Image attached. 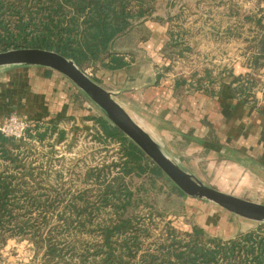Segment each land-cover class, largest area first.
<instances>
[{
    "label": "trees",
    "instance_id": "obj_1",
    "mask_svg": "<svg viewBox=\"0 0 264 264\" xmlns=\"http://www.w3.org/2000/svg\"><path fill=\"white\" fill-rule=\"evenodd\" d=\"M153 3L0 0V53L41 49L72 59L84 72L97 64L108 70L123 69L129 64L113 53L112 46L135 23L153 15ZM240 13V9H230L233 17ZM248 22L256 29L252 30L250 72L234 77L232 91L235 99L256 107V93L264 86V18L258 13L244 15L243 23ZM170 36L174 42L175 34ZM205 76L197 85L202 91V80L213 83L210 73ZM187 83L179 77L176 89ZM85 120L95 124L103 144L119 145L117 163L92 167L86 173V179L94 180L100 188L98 196L87 190L66 200L68 196H52L46 185L34 183L40 169L27 162L31 146L26 142L30 138L43 143L47 136L58 133L61 143L65 132L58 126L64 120L32 123L24 139L0 132V251L16 239L34 245L37 253H42L44 264H264V224L228 240L210 237L200 228L193 233L180 232L167 224L160 237L148 244L153 237L154 217L140 210L149 206L145 203L148 195L141 192L143 186L134 188L133 178H145L146 183L153 184L154 177L163 172L105 116ZM114 171L116 174L111 175ZM175 191L185 196L177 187ZM63 204L62 209L57 207Z\"/></svg>",
    "mask_w": 264,
    "mask_h": 264
},
{
    "label": "rangeland",
    "instance_id": "obj_2",
    "mask_svg": "<svg viewBox=\"0 0 264 264\" xmlns=\"http://www.w3.org/2000/svg\"><path fill=\"white\" fill-rule=\"evenodd\" d=\"M263 4L264 0H154L153 15L135 23L112 46L113 53L122 56L129 66L108 70L97 64L85 71L102 87L118 93V100L154 132L181 166L206 185L234 196L244 186L251 189L252 182L244 181L245 176L237 173L234 166L217 158L214 152L218 147L215 145L211 150L212 160L208 159L209 149L207 153L197 152L194 158H190L188 144L192 141L191 135L185 134L183 129L188 130L187 117L191 118L192 125V119L200 121L198 118L203 116L204 110L220 109L223 92L230 89L233 93L237 65L249 69L253 56L250 52L254 36L252 30L256 29L251 22L243 23V19L244 15H260L259 9ZM232 7L236 12L240 9L241 16L230 15ZM172 32L176 36L174 42L170 36ZM229 71L233 74L230 75ZM207 73L212 75L213 83L202 80L205 91L199 90L198 81L207 78ZM261 73L264 83V72ZM179 77L188 83L176 89ZM67 83L71 87L69 100L73 108L64 111L62 116L32 120L14 111L6 121L0 122V126L14 116L28 122L31 127L37 121L64 120L58 126L59 131L65 132L61 143L58 142V133L47 136L43 143L28 138L26 143L31 149L27 162L40 169L36 182H33L46 185V191L52 196L56 193L68 196L66 200L87 190L92 191V196H98L100 188L95 186L94 180L86 179V173L92 167L117 163L119 145L107 146L99 140L95 124L85 119L104 114L68 79ZM70 117L73 120L67 121ZM180 118L184 125L178 124ZM173 119L177 120V125L172 123ZM201 121L203 127L204 121ZM214 129V133H219V127L214 126ZM213 141L219 144V135L214 134ZM41 173L43 176L39 178ZM133 180L134 188L143 186L141 192L148 195L145 203L149 206L140 210L152 213L154 217L153 237L148 244L160 237L167 224L180 232L193 233L200 228L208 236L224 240L255 230L258 226L205 199L178 195L176 186L164 173L154 177L153 184L136 176ZM244 193L252 195L250 191ZM65 205L57 207L62 209ZM0 264H44V261L42 253L38 254L34 245L12 239L0 251Z\"/></svg>",
    "mask_w": 264,
    "mask_h": 264
},
{
    "label": "crops",
    "instance_id": "obj_3",
    "mask_svg": "<svg viewBox=\"0 0 264 264\" xmlns=\"http://www.w3.org/2000/svg\"><path fill=\"white\" fill-rule=\"evenodd\" d=\"M235 70L237 76L249 72V69L241 65H237ZM70 89L67 79L54 71L47 72V69L2 70L0 71V122L6 121L14 111L27 115L32 120L44 116H62L64 111L73 108L69 100ZM221 97L220 109L204 110L203 116L198 118L200 121L196 122L192 119V125L191 118L187 117L188 130L180 127L185 134L191 135L192 141L190 140L188 144L191 151L190 158H194L197 152L207 153L209 149L208 159L212 160L211 150L213 145L217 146L215 156L221 158L223 163L234 166L237 173L245 176L244 181L249 180L253 184L251 189L248 186L238 189L236 196L264 204V86L256 93L258 102L256 107L244 104V101H237L230 89L225 90ZM194 110H196L195 104ZM201 120L204 121L203 127ZM176 122L177 120L173 119L174 125H177ZM178 124L184 125L182 118ZM214 126L220 128L219 133H214ZM214 134L219 135V144H214ZM249 191L252 195L244 193Z\"/></svg>",
    "mask_w": 264,
    "mask_h": 264
},
{
    "label": "water",
    "instance_id": "obj_4",
    "mask_svg": "<svg viewBox=\"0 0 264 264\" xmlns=\"http://www.w3.org/2000/svg\"><path fill=\"white\" fill-rule=\"evenodd\" d=\"M19 68H42L66 77L185 195L205 199L246 221L264 224V204L225 193L203 183L181 166L154 132L118 100V93L109 91L95 82L72 59L55 51L41 49H18L0 53V71Z\"/></svg>",
    "mask_w": 264,
    "mask_h": 264
},
{
    "label": "built area",
    "instance_id": "obj_5",
    "mask_svg": "<svg viewBox=\"0 0 264 264\" xmlns=\"http://www.w3.org/2000/svg\"><path fill=\"white\" fill-rule=\"evenodd\" d=\"M261 9L262 12L260 15L264 18V4L261 6ZM28 128H30L28 122L14 116L11 117L5 124L0 126V132L8 137L24 139Z\"/></svg>",
    "mask_w": 264,
    "mask_h": 264
}]
</instances>
